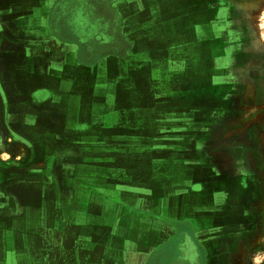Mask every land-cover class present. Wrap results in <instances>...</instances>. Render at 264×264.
Wrapping results in <instances>:
<instances>
[{
	"label": "rangeland",
	"instance_id": "374dc122",
	"mask_svg": "<svg viewBox=\"0 0 264 264\" xmlns=\"http://www.w3.org/2000/svg\"><path fill=\"white\" fill-rule=\"evenodd\" d=\"M210 2L209 15L206 9L204 20L196 19L184 33L177 32L171 53L158 57L157 68L147 66L146 72L131 74L137 70L126 64L125 77L116 65L78 71L79 84L63 91L75 100L67 98L55 109L82 112L78 127L82 132L64 147H77L70 153H81L83 159L66 166L67 195L58 204L66 214L60 218L57 214L51 223L56 229L51 235L66 227L65 245L51 246L48 260L40 221L35 225L41 228L36 229L34 258L6 238L12 250L6 258L2 254L0 264H88L84 257L92 252L95 261L103 264L106 254L121 252L123 241L126 245L120 225L116 233L112 228L117 222L126 224V205L169 204L168 194H153L161 186L170 188V180L161 182L160 176L171 173L178 180L181 205L186 188L204 189L198 205L205 202L214 207L233 206L236 192H245L241 205L249 204L254 220L251 224L246 208L237 219L251 224L240 264H264V0ZM90 18L97 20L93 13ZM72 104L77 106L74 111ZM10 135L6 134L4 144ZM1 150L0 161L8 163L11 156ZM74 166L84 173L81 187L74 179ZM90 170L98 176L90 179ZM48 200L35 201L30 208L33 218L42 219L54 207L55 202ZM147 213L158 218L156 212ZM137 223L128 241L130 248L140 232ZM91 235L97 244L91 242ZM59 252L64 257L61 262ZM177 253L172 239L158 251L160 264H180Z\"/></svg>",
	"mask_w": 264,
	"mask_h": 264
},
{
	"label": "crops",
	"instance_id": "0c3cea01",
	"mask_svg": "<svg viewBox=\"0 0 264 264\" xmlns=\"http://www.w3.org/2000/svg\"><path fill=\"white\" fill-rule=\"evenodd\" d=\"M189 1L0 0V150L11 156L8 163L0 161V258L12 250L6 238L34 258L36 229L41 228L35 225L40 221L48 260L51 246L65 245L66 227L51 235V230H56L51 223L57 214L58 218L66 214L58 205L67 195L66 166L77 165L75 162L83 158L81 153H70L77 147H64L74 134L82 132L78 128L82 112H75L73 104L69 107L74 112L55 111L57 103L75 100L71 96L67 99L63 91L70 84H79L77 73L83 68L108 70L116 65L122 77L126 76L122 72L126 64L137 70L131 74L144 73L147 66L157 68L158 57L171 53L177 32L184 33L196 19L204 20L206 9L209 15L211 0ZM92 13L96 21L90 18ZM7 133L10 141L4 144ZM87 148L91 150V146ZM73 169L78 186H83L84 173L76 166ZM88 173L90 179L98 176L95 170ZM110 177H115L114 172ZM160 179L170 180V188H155L153 195L168 194L169 204L126 205V226L118 222L112 226L116 233L120 225L118 231L126 235V245L123 241L121 252L106 254L103 264H160L158 251L172 239L180 264H240L254 220L249 204L198 205L199 192L204 197V189L186 188L181 205L177 177L162 174ZM47 200L55 202L54 207L46 210L42 219L33 218L31 206ZM244 208L251 216L248 226L237 222ZM209 209L214 211L205 214ZM200 211L204 214L198 215ZM147 212H156L158 218L149 217ZM136 221L140 232L130 248L128 241ZM90 239L97 244L96 237L91 235ZM60 254L59 261L64 258ZM94 254L84 257L88 264L98 263Z\"/></svg>",
	"mask_w": 264,
	"mask_h": 264
},
{
	"label": "flooded vegetation",
	"instance_id": "af4514ba",
	"mask_svg": "<svg viewBox=\"0 0 264 264\" xmlns=\"http://www.w3.org/2000/svg\"><path fill=\"white\" fill-rule=\"evenodd\" d=\"M221 3H223V2H221ZM245 193V192H244ZM243 191H238V192H236V194L234 195V196H236V197H238V199L237 198H235V201H238V202H241L240 201V199L242 198L241 196H243Z\"/></svg>",
	"mask_w": 264,
	"mask_h": 264
}]
</instances>
